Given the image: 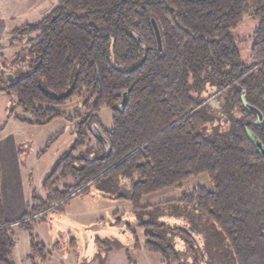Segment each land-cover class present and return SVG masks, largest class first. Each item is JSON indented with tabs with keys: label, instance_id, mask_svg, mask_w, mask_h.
<instances>
[{
	"label": "trees",
	"instance_id": "1",
	"mask_svg": "<svg viewBox=\"0 0 264 264\" xmlns=\"http://www.w3.org/2000/svg\"><path fill=\"white\" fill-rule=\"evenodd\" d=\"M244 14L257 23L249 62L235 34ZM19 32L29 36L26 66L2 89L35 122L58 115L57 106L80 94L87 96L85 111H112L109 129L96 114L83 116L80 138L92 129L94 146L61 156L44 180L48 195L33 196L37 203L19 218V228L29 229L104 178L133 181L119 196L140 207L146 194L207 174L214 190L197 186L168 202L190 205L215 222L234 264H264V156L247 136L252 132L264 146V0H57ZM67 178L73 184L57 187ZM137 225L149 251L178 263L161 234L164 224ZM12 233L0 193V264H12Z\"/></svg>",
	"mask_w": 264,
	"mask_h": 264
},
{
	"label": "rangeland",
	"instance_id": "2",
	"mask_svg": "<svg viewBox=\"0 0 264 264\" xmlns=\"http://www.w3.org/2000/svg\"><path fill=\"white\" fill-rule=\"evenodd\" d=\"M56 4L57 0H0V147L2 136L8 137L18 154L17 171L8 172L0 163V190L4 185L5 201L15 197L4 208V218L12 227L15 242L9 262L167 264L159 253L145 247L144 231L137 225L154 222L164 224L161 234L177 252L178 263L170 264H234L230 246L215 222L190 205L168 202L197 186L214 190L207 174L189 177L181 187L171 186L146 194L140 199V207H135L128 197L119 196L131 191L133 181L121 175L104 178L85 190L74 192L59 209H49L44 220L30 222L29 229L19 228V218L37 203L33 196L48 195L43 183L61 156L72 147L76 148L75 155H81L94 146L92 129L86 130L85 138H80L83 116L91 112L98 116L103 128L109 129L112 125L111 109L100 106L94 111H85V94L73 96L57 106L59 114L48 121L35 122L33 115L2 89L6 73L18 76L19 68L26 66L24 48L29 36L19 32L22 26L40 21ZM256 24L244 14L235 29L244 62L250 61ZM210 103L214 106L216 99ZM215 125L221 124H212ZM87 157H95V152ZM12 180L15 186L11 185ZM73 182L67 178L57 187ZM179 230H186L189 236Z\"/></svg>",
	"mask_w": 264,
	"mask_h": 264
},
{
	"label": "crops",
	"instance_id": "3",
	"mask_svg": "<svg viewBox=\"0 0 264 264\" xmlns=\"http://www.w3.org/2000/svg\"><path fill=\"white\" fill-rule=\"evenodd\" d=\"M3 139V144L0 147V160L2 163L1 165L6 171L10 172H15L18 169V154L17 151L15 150V144L12 139L2 136ZM17 157V159L15 158ZM1 172V171H0ZM12 186L14 185V182L12 180ZM4 185L2 190H0L1 193V199H2V204L3 208L6 207V203L11 204V202L15 201L14 195L11 198H8L7 201H5L6 197L3 191ZM8 191H10V188L8 186Z\"/></svg>",
	"mask_w": 264,
	"mask_h": 264
},
{
	"label": "water",
	"instance_id": "4",
	"mask_svg": "<svg viewBox=\"0 0 264 264\" xmlns=\"http://www.w3.org/2000/svg\"><path fill=\"white\" fill-rule=\"evenodd\" d=\"M151 25H152V29L155 35V39H156V44L159 50H161L162 47V39H161V34L158 28V25L156 23V21L151 18ZM5 78L9 79V80H13L14 79V75H12L11 73H6L5 74ZM126 101V93L123 94L120 105H123ZM253 109V108H252ZM258 114V118L260 117V113H258V111H256ZM97 135L99 137H101L103 139V136L101 134V132L99 131V129H97L96 131ZM247 136L248 138L251 140V142L254 144V146L257 148V150L261 153V155L264 156V146L262 145V143L257 139V137L250 131H247Z\"/></svg>",
	"mask_w": 264,
	"mask_h": 264
},
{
	"label": "bare ground",
	"instance_id": "5",
	"mask_svg": "<svg viewBox=\"0 0 264 264\" xmlns=\"http://www.w3.org/2000/svg\"><path fill=\"white\" fill-rule=\"evenodd\" d=\"M99 128V127H98Z\"/></svg>",
	"mask_w": 264,
	"mask_h": 264
}]
</instances>
